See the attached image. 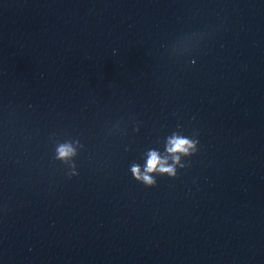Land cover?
Segmentation results:
<instances>
[{
  "label": "water",
  "instance_id": "1",
  "mask_svg": "<svg viewBox=\"0 0 264 264\" xmlns=\"http://www.w3.org/2000/svg\"><path fill=\"white\" fill-rule=\"evenodd\" d=\"M178 121L200 151L145 187ZM0 264H264V0H0Z\"/></svg>",
  "mask_w": 264,
  "mask_h": 264
},
{
  "label": "clouds",
  "instance_id": "2",
  "mask_svg": "<svg viewBox=\"0 0 264 264\" xmlns=\"http://www.w3.org/2000/svg\"><path fill=\"white\" fill-rule=\"evenodd\" d=\"M195 63V60L192 61ZM139 125L133 127L138 132ZM113 132L126 133L119 123L113 125ZM57 133H52V159L59 161L64 167L65 175L69 178L79 175L77 157L85 148L78 136L67 135L63 139L57 138ZM129 148L126 145L125 151ZM200 151L199 131L195 128L189 130L185 124L178 121L163 137H157L153 146L146 147L137 160L130 162L128 171L132 178L145 187L157 184V178L168 176L175 178L181 169L189 167L191 157Z\"/></svg>",
  "mask_w": 264,
  "mask_h": 264
}]
</instances>
